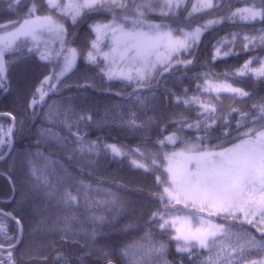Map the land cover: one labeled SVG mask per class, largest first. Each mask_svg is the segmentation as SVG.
<instances>
[{"label":"snow or ice","instance_id":"1","mask_svg":"<svg viewBox=\"0 0 264 264\" xmlns=\"http://www.w3.org/2000/svg\"><path fill=\"white\" fill-rule=\"evenodd\" d=\"M0 97V264H264V0H0Z\"/></svg>","mask_w":264,"mask_h":264},{"label":"trees","instance_id":"2","mask_svg":"<svg viewBox=\"0 0 264 264\" xmlns=\"http://www.w3.org/2000/svg\"><path fill=\"white\" fill-rule=\"evenodd\" d=\"M235 2V0H234ZM207 48V43L205 46H202L201 52L203 53ZM243 58H246V56H242L240 58L232 57L229 58L227 63L224 62H218L216 64V67L213 69L214 71L223 72L227 70V68L236 63L239 59V62H243ZM65 91H75L65 89ZM115 89H113V92ZM113 92H107V91H97L94 89L88 90V96L93 101V103L97 106L99 109V115L103 117L104 112L106 109L113 110V106L117 105L120 101V97H117L113 94ZM225 104L230 103V101L225 100ZM11 106V100H5L3 97H0V110H3L7 107ZM43 123V121H41ZM88 136L90 139L95 140L98 136L101 137V139L109 142V143H118V144H124V145H130L134 146L137 143V138L131 134L125 133L122 131L119 127L116 126H104L102 128H96L93 127L89 132ZM17 151L23 147H27L28 145H31L32 147H35V139L34 135L29 136L27 139H21V137H17ZM15 155V153H14ZM8 167V164H5L3 161H0V172H3L4 169ZM90 179L96 180V179H103L111 184V186L115 187L116 185H125L127 186L125 189H122V194L126 192L125 199H131L133 197H137L139 194L135 191H132V187L141 184L146 183L145 178L140 174L139 170L131 168L127 162L120 164V163H112L110 160L104 161L101 160L99 168L97 170V175L94 177H91ZM113 181L115 183H113ZM6 183V179L4 176L0 175V186L4 185ZM135 238V237H132ZM46 237H44L41 233H36L32 240L37 246V250L40 251V245L45 241ZM174 252V248H173ZM37 264H40L38 261Z\"/></svg>","mask_w":264,"mask_h":264}]
</instances>
